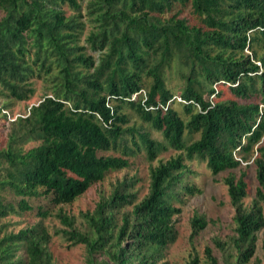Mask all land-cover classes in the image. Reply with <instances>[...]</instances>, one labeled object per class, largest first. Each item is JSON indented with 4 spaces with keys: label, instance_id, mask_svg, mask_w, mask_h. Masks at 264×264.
Here are the masks:
<instances>
[{
    "label": "trees",
    "instance_id": "16d2710c",
    "mask_svg": "<svg viewBox=\"0 0 264 264\" xmlns=\"http://www.w3.org/2000/svg\"><path fill=\"white\" fill-rule=\"evenodd\" d=\"M170 71L181 81L175 91ZM36 80L43 96L13 117ZM0 137V264H53L46 209L17 232L2 221L34 211L29 199L70 204L141 151L153 161L173 149L150 168L138 203L123 182L80 214L83 230L62 210L54 214L64 227L54 234L84 245L87 264H168L177 204L196 192L185 182L187 162L217 174L254 149L250 207L245 173L224 180L235 208L231 264H248L264 229V0H0ZM205 225L195 217L191 236Z\"/></svg>",
    "mask_w": 264,
    "mask_h": 264
},
{
    "label": "rangeland",
    "instance_id": "374dc122",
    "mask_svg": "<svg viewBox=\"0 0 264 264\" xmlns=\"http://www.w3.org/2000/svg\"><path fill=\"white\" fill-rule=\"evenodd\" d=\"M66 15H70L71 11L66 7L63 8ZM188 9H184L182 15L189 19L190 23H195L193 16L188 14ZM89 27L86 25L81 42L87 33ZM169 88L175 89L180 84L179 78L174 71H170ZM35 93L32 98L26 102H16L12 105V116L24 114L27 107L36 104L44 94V85L41 81L36 80ZM176 107V106H175ZM179 111V107H176ZM152 137L160 139L159 133L153 132ZM197 138V135H194ZM264 140V138H263ZM3 143V137H0V144ZM36 143H28L25 149L31 148ZM112 153H106L109 155ZM177 152L168 149L158 154L153 161H148L143 151L129 158V166L117 171H109L102 181L91 185L85 193L79 196L70 204H62L54 206L48 199L39 197L29 199L30 204L35 208L32 212H25L19 216H8L2 221L9 223L8 230L17 232L19 229L36 223L40 218L36 215L38 207H43L48 211V216L43 221L51 234L50 241L47 245L52 256L53 264H87V252L84 245L69 246L61 236L55 235L57 229L64 228L54 217V214L62 210L69 216L75 218L76 226L83 230L84 223L80 217L81 213L91 212L96 204L106 199L113 190L123 182H131V192L135 193V203L142 200L148 193L149 171L151 167L157 166L159 162H165L170 157L176 156ZM255 155L254 149L243 157L237 152L234 153L236 159L242 157L239 168L226 170L213 174L207 169L204 163L196 161L187 162L191 173H189L185 182L192 185L196 192L192 194H183L182 202L177 204L180 212L173 217V224L176 230L175 238L167 245L164 251V259L168 264H188L193 259L197 260V264H211L206 249H210L211 255L216 259L217 264H231L235 261L236 250L233 246V237L235 235V224L233 217L235 208L232 206L228 188L225 185V178L230 174L239 177L242 172L245 173L244 180L248 185V196L243 199V206L250 207L254 197L255 188L257 186L255 178V165L252 159ZM8 200L15 201L10 195ZM129 206L123 208L128 211ZM264 210V205H263ZM195 217H202L206 222L205 227L196 235H192V221ZM256 249L253 257L248 264H264V229L256 234ZM102 259L101 256L97 257Z\"/></svg>",
    "mask_w": 264,
    "mask_h": 264
},
{
    "label": "built area",
    "instance_id": "2783aa9c",
    "mask_svg": "<svg viewBox=\"0 0 264 264\" xmlns=\"http://www.w3.org/2000/svg\"><path fill=\"white\" fill-rule=\"evenodd\" d=\"M177 101H179V102H182L183 103V101L181 100V99H179V98H177ZM14 119V118H13ZM240 160V159H239Z\"/></svg>",
    "mask_w": 264,
    "mask_h": 264
}]
</instances>
